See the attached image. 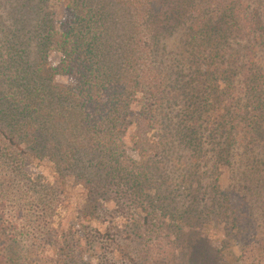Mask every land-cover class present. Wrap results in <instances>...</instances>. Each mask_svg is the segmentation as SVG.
I'll list each match as a JSON object with an SVG mask.
<instances>
[{
  "label": "trees",
  "instance_id": "16d2710c",
  "mask_svg": "<svg viewBox=\"0 0 264 264\" xmlns=\"http://www.w3.org/2000/svg\"><path fill=\"white\" fill-rule=\"evenodd\" d=\"M155 1L125 0L123 4L128 11L137 5L141 8L140 21L145 20L149 32L141 40L136 13L127 36L116 42L115 36L113 40L108 37L111 29H100L101 18L110 14L99 16L91 10L79 14L72 6L66 20L56 23L46 12L39 24L41 52L55 46L62 63L53 71L73 78L74 83L54 84L45 69L33 66L26 51L12 54L9 64L15 61L18 75L13 82L27 100L26 117L37 119V108L55 106L60 119L56 125L68 124L73 134L88 128L91 150L107 155L109 183L147 215L158 217L166 208L160 213L153 205L155 199L164 201L163 197L171 196L177 188L152 189L145 161L127 156L119 135L127 134L135 103L141 106L139 127L164 118L160 110L166 105H180L181 128L176 134L184 150L205 156L211 150L215 159L227 161L238 177L227 191L210 187L208 193L199 195L191 190L190 203L180 210L182 217L204 219L215 214L211 222L225 223L228 239L239 244L242 252L239 260L229 256L228 263L264 264V64L252 48L264 45V4L262 0H164L156 11L152 7ZM148 9L152 14H146ZM178 29L185 34L179 51L183 57L168 62L165 51H175L170 49L168 37ZM234 40L247 45H232ZM15 42L8 40L11 51ZM242 47L247 48L244 53ZM166 122L170 129L168 133L164 129V138L175 133L168 117ZM207 141L212 144L209 150ZM169 142L154 141L151 151L169 152ZM260 148L263 151L257 154ZM138 152L141 159L146 158ZM26 237L16 217H10L1 203L0 264H33L28 256L34 250L22 247ZM201 241L192 238L190 245L199 248ZM206 255L202 252L199 258L209 264ZM59 258L62 264H70L72 259L69 253Z\"/></svg>",
  "mask_w": 264,
  "mask_h": 264
},
{
  "label": "rangeland",
  "instance_id": "374dc122",
  "mask_svg": "<svg viewBox=\"0 0 264 264\" xmlns=\"http://www.w3.org/2000/svg\"><path fill=\"white\" fill-rule=\"evenodd\" d=\"M124 3L125 0H0V204L5 203L7 214L16 217L22 233L27 235L22 247L24 251L34 250L28 256L33 264H62L59 256L66 253L72 258L70 264H206L199 258L202 252L207 253L209 264L219 260L220 264H229V256L239 260V244L228 239L225 223L211 222L215 214L198 219L182 217L180 213L191 201V190L199 195L208 193L210 187L227 191L238 180L228 162L216 160L211 150L206 156L184 150L176 134L181 128L180 105H166L160 110L164 118L159 117L149 127H139L141 106L135 103L128 117L131 124L127 134L119 135L127 156L145 161L152 189L177 188L171 196L163 197L164 201L155 199L153 205L160 213L166 208L158 217L147 215L109 183L107 155L91 150L93 140H88V128L73 134L68 124L56 125L60 119L55 106H48L50 111L37 108V119L26 117L27 100L13 82L18 75L15 61L9 64L12 54L26 51L33 66L45 69L54 84L74 83L73 78L53 71L62 63L55 46L41 52L39 24L44 14L53 15L56 23L66 20L72 6L79 14L89 10L99 12V16L110 14L101 18L100 29H111L113 33L108 37L113 40L115 36L116 42L127 36L126 30L137 16V37L144 39L149 32L145 20L140 21L141 8L137 5L128 11ZM162 4L164 0H157L152 7L158 11ZM147 12L152 14L149 9ZM9 39L16 41L12 51ZM167 42H172L173 47L168 46L175 50L168 51L170 54L165 51L164 55L170 57L168 62L173 57H183L179 52L185 42L182 29L172 33ZM167 42L163 39L164 44ZM231 42L247 45L245 41ZM245 48L240 51L244 53ZM252 48L264 64V45ZM167 117L175 133L164 138V129L167 133L170 129ZM166 140H170L169 152L151 151L154 141ZM211 146L207 141L208 150ZM81 148L84 149L75 151ZM138 150L146 158L141 159ZM262 151L260 148L257 154ZM196 237L202 240L201 246L192 248L190 240Z\"/></svg>",
  "mask_w": 264,
  "mask_h": 264
}]
</instances>
